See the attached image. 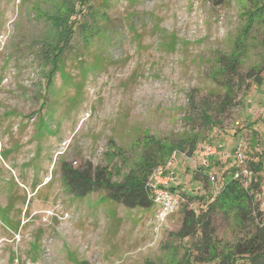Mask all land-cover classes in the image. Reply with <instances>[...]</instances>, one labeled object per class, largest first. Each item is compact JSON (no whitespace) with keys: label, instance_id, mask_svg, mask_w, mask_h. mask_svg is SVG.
Here are the masks:
<instances>
[{"label":"rangeland","instance_id":"1","mask_svg":"<svg viewBox=\"0 0 264 264\" xmlns=\"http://www.w3.org/2000/svg\"><path fill=\"white\" fill-rule=\"evenodd\" d=\"M77 1L0 0V264L229 262L246 233L235 210L208 234L178 233L230 174L233 132L264 168V23L241 45L250 0H91L70 32ZM239 45V71L220 72ZM211 141L221 153L202 165ZM175 153L179 207L165 218L106 187L78 196L63 176L101 167L113 183L147 182Z\"/></svg>","mask_w":264,"mask_h":264},{"label":"trees","instance_id":"2","mask_svg":"<svg viewBox=\"0 0 264 264\" xmlns=\"http://www.w3.org/2000/svg\"><path fill=\"white\" fill-rule=\"evenodd\" d=\"M91 0H78L75 3L72 14L68 19L70 32L75 31L78 23L83 16L87 3ZM250 10L246 12V26L243 28L238 44L249 36L255 24L264 23V0H250ZM66 48V47H65ZM237 47L230 55L221 54L218 57V63L221 65L220 72L225 69H233L234 73L238 72V66L241 57V49ZM58 53L62 49L57 50ZM255 76V75H252ZM260 80V78H258ZM224 104L230 102V94L232 86L227 85ZM208 119V115L204 114ZM210 119V118H209ZM239 132L235 131L231 135L236 139L231 143V151H234ZM194 148H192V151ZM219 155V154H218ZM217 156V155H215ZM212 156V157H215ZM211 157V158H212ZM230 160L231 172L224 178V183L219 188L218 193L211 199L207 210L204 214L198 215L194 210H188L184 216L181 231L178 235L182 238L201 233L208 234L207 230H211L212 217L217 212H228L235 210V216L238 218L240 226L246 230L245 235L230 247L228 257L231 260L222 261L221 264H264V210L258 207L256 202V194L261 189V175L258 173L263 171V162L260 160H248V164L252 170L253 178L246 187L242 180L234 178L233 173L236 169V162L233 156ZM167 161V160H166ZM202 170L208 168H201ZM63 176L67 180L70 189L78 196H85L94 191L98 187H106L109 197L116 202L124 204L126 207H142L149 208L154 205L152 195L146 187V181H127L123 183H113L106 175V170L97 167L94 171L89 167L86 169L65 168ZM254 178H258L257 180ZM174 188V187H173ZM174 190V189H173ZM248 229V230H247ZM203 231V232H202ZM208 235H206L207 237ZM213 244V243H212ZM210 237L207 238L203 250L210 253L212 250ZM228 259V258H226ZM225 262V263H224ZM202 263V262H201Z\"/></svg>","mask_w":264,"mask_h":264},{"label":"built area","instance_id":"3","mask_svg":"<svg viewBox=\"0 0 264 264\" xmlns=\"http://www.w3.org/2000/svg\"><path fill=\"white\" fill-rule=\"evenodd\" d=\"M237 125L240 122H235ZM221 143L209 142L198 153L199 158L202 160V165L208 166V161L212 156L221 153ZM248 144L244 138H239L235 149L233 151V158L236 162V169L233 173V177L242 180L247 187L251 179L253 178L252 170L248 164ZM177 154H173L164 166H159L154 172L151 178L146 182V187L152 195L154 205L158 208V216L165 218L168 215L175 213L179 207V195L171 188V184L176 179V171L173 169L174 159ZM212 182L216 180V177L211 175Z\"/></svg>","mask_w":264,"mask_h":264},{"label":"crops","instance_id":"4","mask_svg":"<svg viewBox=\"0 0 264 264\" xmlns=\"http://www.w3.org/2000/svg\"><path fill=\"white\" fill-rule=\"evenodd\" d=\"M173 185V183L171 184V186Z\"/></svg>","mask_w":264,"mask_h":264}]
</instances>
